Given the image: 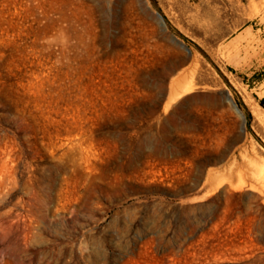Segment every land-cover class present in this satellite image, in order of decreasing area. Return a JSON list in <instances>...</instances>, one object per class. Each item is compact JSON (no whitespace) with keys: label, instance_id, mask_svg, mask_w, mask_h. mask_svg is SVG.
I'll list each match as a JSON object with an SVG mask.
<instances>
[{"label":"rangeland","instance_id":"1","mask_svg":"<svg viewBox=\"0 0 264 264\" xmlns=\"http://www.w3.org/2000/svg\"><path fill=\"white\" fill-rule=\"evenodd\" d=\"M249 161L264 0H0V264H264Z\"/></svg>","mask_w":264,"mask_h":264},{"label":"bare ground","instance_id":"2","mask_svg":"<svg viewBox=\"0 0 264 264\" xmlns=\"http://www.w3.org/2000/svg\"><path fill=\"white\" fill-rule=\"evenodd\" d=\"M161 19V18H160ZM249 35V32L246 31L240 38H244ZM262 48V47H261ZM195 69H191V71L188 74H185L183 76L175 77L171 83H170V89H169V95L165 102L164 108L168 109L175 101H177L180 97L184 96L186 93L192 91L195 86ZM249 165L252 167V173L250 174V177H257V175L264 171V163L263 164H257L255 162L249 161ZM237 179L234 180L232 177L231 172H221V173H214L211 175V181L212 185L217 186L224 181L228 180L230 184V187L232 188H240L244 184L249 185L251 188H255V185L251 182H248L245 180L241 175L236 176Z\"/></svg>","mask_w":264,"mask_h":264},{"label":"trees","instance_id":"3","mask_svg":"<svg viewBox=\"0 0 264 264\" xmlns=\"http://www.w3.org/2000/svg\"><path fill=\"white\" fill-rule=\"evenodd\" d=\"M250 114L248 113V116H249Z\"/></svg>","mask_w":264,"mask_h":264}]
</instances>
